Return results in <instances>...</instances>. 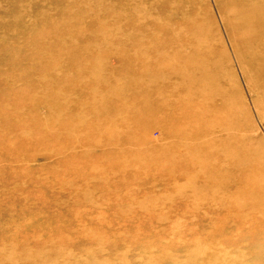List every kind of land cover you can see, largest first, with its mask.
Wrapping results in <instances>:
<instances>
[{
    "label": "rangeland",
    "instance_id": "rangeland-1",
    "mask_svg": "<svg viewBox=\"0 0 264 264\" xmlns=\"http://www.w3.org/2000/svg\"><path fill=\"white\" fill-rule=\"evenodd\" d=\"M263 5L0 0V264H264V85L236 48ZM199 83L224 109L177 137ZM177 241L198 255L158 257Z\"/></svg>",
    "mask_w": 264,
    "mask_h": 264
},
{
    "label": "bare ground",
    "instance_id": "bare-ground-1",
    "mask_svg": "<svg viewBox=\"0 0 264 264\" xmlns=\"http://www.w3.org/2000/svg\"><path fill=\"white\" fill-rule=\"evenodd\" d=\"M262 7H264V5ZM246 20L253 22V23H256L257 25L259 24V28L261 26L263 27L264 26V12H263V10L261 12H259V9H257L255 12L249 13L246 17ZM5 21H6V19H2V22H5ZM260 29L263 31H260L259 36H256L255 34L252 33V31L248 30L246 38L244 39V41L239 42L240 45L237 46L236 48L239 50L237 52L238 53L240 52L239 59L242 62V64L245 66L246 71L251 72L252 77H253V82L256 83V81L259 80L260 84L264 85V41H263L264 29L263 28H260ZM257 47L261 48V50H259ZM255 49L259 50L260 52L253 55L252 51ZM259 57H263V58H259ZM194 92L197 93L198 96H202L204 94L207 97L206 101L204 103H200V104L188 105L183 110H181V112H179L178 114L167 115L164 117L165 124L168 127L167 128L165 126V129H167L168 131H171V133H174L177 137L181 133H185L186 135H191L192 138H198L201 134L205 133L206 131H210L211 129H213L215 127V124L213 123L214 116L212 115V113L217 112L221 109H224L225 104L222 100L225 97L224 94L219 95L212 88L210 91L208 89V86H207V88H205L200 83L198 84L197 88L194 89ZM250 94L254 99V104L259 106V108H258L259 110H258L257 114L260 116L261 119L264 118V104H263L264 92H262L260 90H256V89L254 90V88H252L250 90ZM218 101H221V104H219ZM242 105H243L242 107L244 109L245 104L243 101H242ZM191 109H192V114L190 113ZM230 110L232 111V114L234 115L236 112V109L230 106ZM245 111L248 112L247 110H245ZM187 116H190V118L203 116V118L206 117L207 119L203 120V123H199L198 120L197 121L192 120L191 123L188 124L186 127L180 128L178 130H176L177 128L173 129L172 127H170V125L177 123V121L180 118L186 119L185 117H187ZM237 120H239V119H237ZM163 131H164V129H163ZM194 151L198 152V148H195ZM199 151H201V150H199ZM216 162H218V161L216 160ZM240 164H241V161H240V163L236 162L235 164L232 165L234 168H237L236 171H234V172L232 171V178H234L235 176L237 178H240L243 176H250V177L254 176V174H252L250 171L239 169ZM240 223L241 222L238 221V225ZM262 233H264V231H262V230L254 232V235L249 237V239H250L249 246L255 247L256 241L263 239V238H259V236L262 235ZM218 235L213 236V237H217ZM160 237H161V234H156L155 238L159 239ZM35 241H37L38 243H41L40 240H35ZM43 241L45 243H50L51 241H55V240L53 238H47V236H45ZM231 242H234V241L229 240L228 243H231ZM143 243L148 244L146 242H143ZM234 243H236V242H234ZM131 246L139 247V246H143V245L140 244V242H136V243L132 244ZM151 247H153V246L151 245ZM178 251H186V257L187 258H189V256H191V255H198V253L195 250H192V252H190V244L188 242L184 243L181 241H177V242L173 243V247L169 251H160L159 254L162 253V255H158V257H161L162 259L166 260L164 258V256L172 254L171 258L168 261L180 262L178 257H173V252H178ZM153 254H155V253H153ZM252 254L253 253H241V255L243 257L246 256L245 259H247V260H251L253 258ZM258 259L260 260L261 257L258 256ZM195 264H206V260L203 258H200V260ZM211 264H213V263H211Z\"/></svg>",
    "mask_w": 264,
    "mask_h": 264
}]
</instances>
